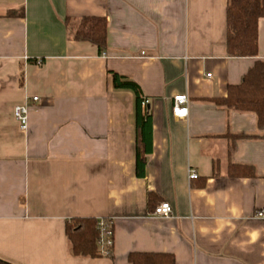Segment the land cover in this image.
<instances>
[{
  "label": "crops",
  "instance_id": "obj_1",
  "mask_svg": "<svg viewBox=\"0 0 264 264\" xmlns=\"http://www.w3.org/2000/svg\"><path fill=\"white\" fill-rule=\"evenodd\" d=\"M227 6L0 0V259L130 264L131 253H164L176 264H264V218L256 217L264 211V130L254 113L216 103L264 61V18L258 56L231 58ZM86 17L108 22L103 55L70 37ZM111 73L148 100L145 130L143 107L131 91L114 89ZM180 94L190 98L185 119L172 113ZM26 102L23 132L14 109ZM233 135L245 136L234 150ZM235 165L253 167L257 177H231ZM191 170L198 179L190 180ZM162 202L172 205V218L151 216ZM73 218L110 220L112 255L74 256L66 234Z\"/></svg>",
  "mask_w": 264,
  "mask_h": 264
},
{
  "label": "trees",
  "instance_id": "obj_2",
  "mask_svg": "<svg viewBox=\"0 0 264 264\" xmlns=\"http://www.w3.org/2000/svg\"><path fill=\"white\" fill-rule=\"evenodd\" d=\"M9 17H24V13L9 12ZM264 18V0H228L227 6V53L231 58H255L258 56V24ZM108 22L105 18L86 17L81 19L71 32V39L77 42H88L97 47L98 54L103 55L108 51L107 44ZM113 85L116 90L131 91L135 95L137 107L142 108V94L139 86L111 73ZM217 104L230 110L251 112L257 116L260 130H264V61H257L253 68L244 76L241 84L228 88L227 98L216 101ZM141 124L145 130L150 117L148 108L144 110ZM143 137L137 142V169L140 175L141 168L145 165V158L140 151ZM140 134V135H141ZM233 147L236 141L244 135L232 136ZM141 176V175H140ZM234 178L257 177L253 167L235 165L230 171ZM153 196L150 195V201ZM108 220V219H104ZM101 220L96 218H73L67 222L66 234L74 256L80 258H97L99 254L98 241L101 236L98 224ZM130 264H176V258L172 254L164 253H131L128 256ZM0 264H11L0 259Z\"/></svg>",
  "mask_w": 264,
  "mask_h": 264
},
{
  "label": "built area",
  "instance_id": "obj_3",
  "mask_svg": "<svg viewBox=\"0 0 264 264\" xmlns=\"http://www.w3.org/2000/svg\"><path fill=\"white\" fill-rule=\"evenodd\" d=\"M208 77H211L209 74ZM38 98H33V102H37ZM148 100L142 102V107L144 110L148 108ZM189 104L190 98L186 94L176 95L173 98L172 113L175 118L185 119L189 116ZM29 103L26 102L23 105L16 106L14 109V116L16 121L20 126V130L26 132L29 125ZM190 180L198 179L199 176L197 172L191 170L189 171ZM174 211L172 205L168 202H162L159 204L154 212L152 217L155 218H172ZM257 218H264V211H260L256 214ZM98 227L101 232L100 239L98 241L99 254L102 256L110 257L113 253L114 248V230L113 224L110 220H101L98 224Z\"/></svg>",
  "mask_w": 264,
  "mask_h": 264
}]
</instances>
